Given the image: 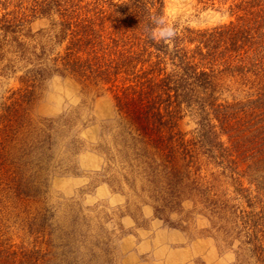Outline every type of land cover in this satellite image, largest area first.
<instances>
[{
    "label": "trees",
    "instance_id": "trees-1",
    "mask_svg": "<svg viewBox=\"0 0 264 264\" xmlns=\"http://www.w3.org/2000/svg\"><path fill=\"white\" fill-rule=\"evenodd\" d=\"M104 1L34 0V12L59 19L33 40L22 32L26 7L4 0L16 9L0 19L1 55L26 89L58 74L110 94L118 125L100 149L108 182L150 198L175 228L185 229L170 215L192 202L181 222L207 217L224 246L239 243L236 264H264V0H232L234 21L171 39L149 36L167 25L165 0H122L109 12ZM15 105L4 130L23 154L46 160L53 123L30 126ZM186 114L193 138L180 129ZM5 249L9 263L30 264Z\"/></svg>",
    "mask_w": 264,
    "mask_h": 264
},
{
    "label": "rangeland",
    "instance_id": "rangeland-1",
    "mask_svg": "<svg viewBox=\"0 0 264 264\" xmlns=\"http://www.w3.org/2000/svg\"><path fill=\"white\" fill-rule=\"evenodd\" d=\"M14 1L26 7L21 10L26 14L22 32L35 35L33 40L41 39L40 34L59 19L54 12H34V0ZM121 1L101 4L109 12L111 3ZM231 1L165 0L167 25L184 35L187 29L229 23L236 19ZM3 3L0 0V19L16 9ZM7 57L0 53V264L11 261L7 247L24 253L30 264L237 263L239 243L224 246L223 234L207 217L194 213L190 225L181 222L190 214L192 202H185L184 214L170 215L185 229L175 228L156 216L150 198L108 182L100 149L109 144L118 125L110 94L99 95L58 74L26 89L19 81L21 71L11 68ZM13 103L20 105V119L28 125L53 123L46 160L23 154L13 132L4 130ZM197 127L190 114L180 120L188 138L196 136ZM181 235L192 243L196 253L192 258ZM189 257L190 263L181 262Z\"/></svg>",
    "mask_w": 264,
    "mask_h": 264
},
{
    "label": "clouds",
    "instance_id": "clouds-1",
    "mask_svg": "<svg viewBox=\"0 0 264 264\" xmlns=\"http://www.w3.org/2000/svg\"><path fill=\"white\" fill-rule=\"evenodd\" d=\"M162 20H163V18H160V21H162ZM158 27L160 29H164V30L163 31H158L155 28L152 29L149 32L150 38L156 39L157 35H162V37L165 38V39H171V38H173L175 36L174 30L170 26L166 25L165 23H160L158 21Z\"/></svg>",
    "mask_w": 264,
    "mask_h": 264
},
{
    "label": "crops",
    "instance_id": "crops-1",
    "mask_svg": "<svg viewBox=\"0 0 264 264\" xmlns=\"http://www.w3.org/2000/svg\"><path fill=\"white\" fill-rule=\"evenodd\" d=\"M182 236V240L184 241V242H186L187 243V245H188V251L191 253V258L193 257V256H195V251H194V249H193V247H192V243L191 242H188V240L186 239V237L184 236V235H181ZM168 255V254H167ZM168 258L170 259L171 258V260H172V258H173V253H170L169 255H168ZM191 258L189 257V258H186V259H184V260H182L181 262L182 263H190V261H191Z\"/></svg>",
    "mask_w": 264,
    "mask_h": 264
}]
</instances>
